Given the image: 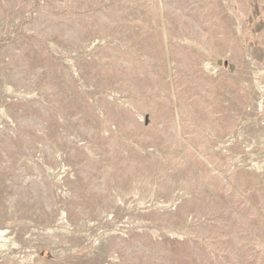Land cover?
Segmentation results:
<instances>
[{"label": "rangeland", "instance_id": "rangeland-1", "mask_svg": "<svg viewBox=\"0 0 264 264\" xmlns=\"http://www.w3.org/2000/svg\"><path fill=\"white\" fill-rule=\"evenodd\" d=\"M0 264H264V0H0Z\"/></svg>", "mask_w": 264, "mask_h": 264}]
</instances>
